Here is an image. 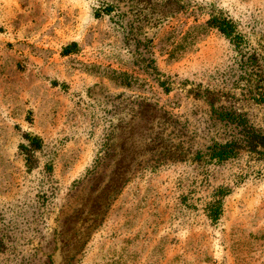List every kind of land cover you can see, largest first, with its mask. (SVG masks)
<instances>
[{
  "label": "rangeland",
  "instance_id": "rangeland-1",
  "mask_svg": "<svg viewBox=\"0 0 264 264\" xmlns=\"http://www.w3.org/2000/svg\"><path fill=\"white\" fill-rule=\"evenodd\" d=\"M222 111L264 134V0H0V264H264V148L212 158Z\"/></svg>",
  "mask_w": 264,
  "mask_h": 264
},
{
  "label": "trees",
  "instance_id": "trees-1",
  "mask_svg": "<svg viewBox=\"0 0 264 264\" xmlns=\"http://www.w3.org/2000/svg\"><path fill=\"white\" fill-rule=\"evenodd\" d=\"M106 9V7H105ZM107 10V9H106ZM214 26L217 27L221 32L228 36H232L234 33L233 27L228 22L219 21L215 19L212 21ZM218 118L221 120H226V122L233 124L236 129L239 130L238 133L241 136L238 140H230L226 143H216L212 149V158H220L222 160L234 157L236 151L241 148H245L250 152H257L259 148H264V134L261 130L256 129L249 124L248 120L242 116L240 113L233 111H222L218 112ZM28 144L22 147V152L25 156L26 165L29 171L34 170L38 167L39 158L37 152L42 147V141L37 136L27 135ZM102 155H97L95 162L87 168L85 175L79 180V183H94L98 185L108 179V183L99 190V186L95 189L97 194V202L93 204V208L99 209L102 207L101 197H111L118 194L121 189L129 182L128 172L129 169L123 166H116L110 173H108V167L105 164V160L109 157L110 153L102 151ZM220 192V191H219ZM224 192L218 195V199L211 205L210 216H216L220 211V202ZM212 218V217H211ZM217 218V217H216Z\"/></svg>",
  "mask_w": 264,
  "mask_h": 264
}]
</instances>
